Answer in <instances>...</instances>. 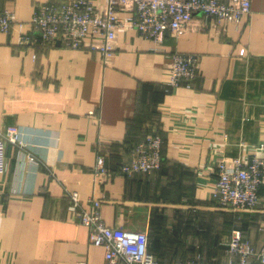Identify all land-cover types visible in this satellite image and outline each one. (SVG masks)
<instances>
[{"label":"crops","instance_id":"1","mask_svg":"<svg viewBox=\"0 0 264 264\" xmlns=\"http://www.w3.org/2000/svg\"><path fill=\"white\" fill-rule=\"evenodd\" d=\"M48 1L0 0V9L26 30L34 8ZM250 9L237 24L204 26L194 15L182 34L166 31L157 45L123 23L106 64L59 43L21 48L14 32L0 33V131L16 127L26 144L18 150L5 143L0 264H104L103 248L88 244L65 192H76L84 207L92 195L103 197L105 224L145 231L161 264L181 255L186 237H210L197 250L211 264L224 259L233 229L254 248L264 243V186L250 212L211 199L218 161L247 159L253 147H264V0H250ZM117 15L127 19L132 11ZM175 52L197 55L198 74L170 88ZM151 134L162 139L158 170L115 175L93 190L96 154L116 171Z\"/></svg>","mask_w":264,"mask_h":264},{"label":"built area","instance_id":"2","mask_svg":"<svg viewBox=\"0 0 264 264\" xmlns=\"http://www.w3.org/2000/svg\"><path fill=\"white\" fill-rule=\"evenodd\" d=\"M129 7L132 15L121 19L117 13ZM250 0H54L37 5L24 30V23L14 14L0 9V33L16 34L17 46L35 48L59 43L70 50H85L106 64L111 59L115 31L123 23L130 24L138 36L159 44L166 31L182 34L194 15L202 25L237 24L250 15ZM199 57L194 54L172 53L169 56L170 88L189 83L197 77ZM87 115L94 116L92 111ZM5 143L18 150L26 145L16 127L0 131V175L5 170ZM162 139L158 134L147 135L131 150L130 159L112 171L101 154H96L91 169L93 190L103 187L115 175L129 177L150 174L161 164ZM262 145L253 147L247 159L233 157L218 161L213 168L211 199L220 207L244 213L255 209L259 188L264 186ZM34 163V157L26 154ZM68 208L76 222L87 229L88 244L103 248L104 264H160L148 251L145 231L112 228L101 215L103 197L93 195L83 202L76 192H65ZM260 229L264 231V224ZM221 262L216 264H264V243L254 248L241 231L233 229L223 246ZM169 264H211L196 257Z\"/></svg>","mask_w":264,"mask_h":264},{"label":"rangeland","instance_id":"3","mask_svg":"<svg viewBox=\"0 0 264 264\" xmlns=\"http://www.w3.org/2000/svg\"><path fill=\"white\" fill-rule=\"evenodd\" d=\"M206 240L207 242L210 241V237H186V242L179 243V246L182 247L181 249V255H177L175 259L172 261L175 262V260L178 261H185V260H192L199 255L202 254V251H200L198 248V241ZM197 240V241H195ZM204 253V252H203ZM199 254V255H198ZM203 257V256H202Z\"/></svg>","mask_w":264,"mask_h":264},{"label":"trees","instance_id":"4","mask_svg":"<svg viewBox=\"0 0 264 264\" xmlns=\"http://www.w3.org/2000/svg\"><path fill=\"white\" fill-rule=\"evenodd\" d=\"M149 241V240H148ZM179 244V243H178ZM148 251H149V242H148ZM150 252V251H149ZM175 259V258H174ZM173 260V259H172ZM177 260H175V262H176ZM172 262H174V261H170V263H172ZM202 262V261H201ZM160 263V262H159ZM161 264V263H160Z\"/></svg>","mask_w":264,"mask_h":264}]
</instances>
